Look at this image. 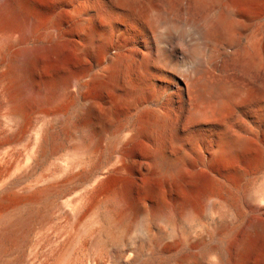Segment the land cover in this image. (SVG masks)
<instances>
[{"label": "rangeland", "instance_id": "obj_1", "mask_svg": "<svg viewBox=\"0 0 264 264\" xmlns=\"http://www.w3.org/2000/svg\"><path fill=\"white\" fill-rule=\"evenodd\" d=\"M134 1L133 14L139 24L136 31L128 26L122 10L113 0H26L32 11L26 16L27 25L22 32L16 26L13 28V40L23 33L24 45L36 53L33 78L43 87V99L40 105L34 104L26 110L20 134L11 131L3 136L8 141L6 148L12 153L7 163L0 166V182L1 178L4 182L17 179L34 164L35 133L46 125L53 128L57 147H48L46 153H39L36 172L25 179L24 185L40 176H47L50 181L63 179L75 153H84L86 157L79 171L93 168L97 157L76 147L87 141L83 137H69L61 128L60 118L64 116L70 123L79 122L77 111L84 108L86 98L103 100V90L93 87L90 81L103 63L100 45L110 39L114 43L111 53L127 51L132 58L124 72L136 82L146 84L149 93L143 104L118 112L119 119L129 127L133 128L142 118L145 109H162L174 121H179L185 147L199 149L202 154L218 141V132L225 126L258 133L264 122V51L256 53L252 44L264 40V0H253L249 10L232 15L233 25L227 39L213 31V19L226 15L224 6L214 0L202 3L199 0ZM74 16L82 19V28L97 31L99 49L96 48L93 54L80 55L77 47L80 26L74 25ZM153 27H156L155 34L165 35L162 47L175 49L170 56L172 68L157 66L158 49ZM202 31L207 41L205 54L194 55L191 48L201 40ZM50 33L55 35L54 40H45V35ZM144 57L150 61L147 76L138 67ZM200 66L202 72L198 71ZM181 74L189 75L191 83H198L194 84L195 89L192 87V96H189ZM68 78L75 79V87H64ZM215 79L236 81L240 88L224 112L228 117L225 122L217 119L213 112L216 98L211 85ZM8 113L7 106L0 107V132L10 128ZM161 140L166 143L169 155L178 154L169 136L164 135ZM141 148L140 140H135L127 151L140 159ZM100 155L101 159L107 157L105 146ZM203 160L198 177L200 187L205 191L219 180V175L229 172L208 158ZM103 171L93 173L85 185L76 182L66 185L64 193L55 202L51 219L43 222L44 211H40L33 223L35 227L23 231L19 244L11 245L7 260L18 259L22 264H210L213 255L202 257L198 244L203 240L202 246L206 247L209 241L201 235V223H207L208 230H212L235 214L248 216L255 203L251 197L264 190L263 154L256 163L248 166V174L238 193L243 195V203L228 202L230 214L227 217L221 215L220 205L215 202L217 197L206 200L201 211L198 201L203 194L198 188L193 192L194 199L189 201L171 194L166 205L169 214L160 218L153 196L156 186L147 181L145 165L131 162L121 170L114 189L107 185L92 195L87 194L90 184ZM15 201L7 195L0 212L11 208ZM144 201L147 202L146 211L136 212L138 223L132 230L118 226L116 217L120 210L138 209ZM187 238H190L189 242ZM128 245L135 247L136 254L130 260L121 259V251ZM246 259L248 264H260L255 254Z\"/></svg>", "mask_w": 264, "mask_h": 264}, {"label": "bare ground", "instance_id": "obj_2", "mask_svg": "<svg viewBox=\"0 0 264 264\" xmlns=\"http://www.w3.org/2000/svg\"><path fill=\"white\" fill-rule=\"evenodd\" d=\"M113 1L122 10V15L128 26L135 31L138 30L139 24L133 14L135 1ZM199 1L202 3L205 0ZM214 1L224 6L226 15L213 19V31L220 38L227 39L233 25L230 18L233 14H240V10H249L253 0ZM30 8L26 0H0V107L7 106L9 108L8 121L10 123V128L7 127L9 129H3L0 132L1 167L7 163L10 153H12L6 148L8 141L3 136H7L11 131L16 135L20 134L26 110L34 104L41 103L43 99V87L35 82V77L33 78L34 54L36 53L33 54L24 45L23 37H21L23 33L17 37V40L15 39L16 41L13 40L15 26L21 32L23 28H26L24 27L27 25L26 16L31 10ZM150 22L155 26L153 20ZM74 25L80 26L77 32V47L80 55L93 54L97 48V31L94 28H82V19L75 16ZM154 28L156 27H153L155 34ZM45 36L47 41L55 38V35L51 33ZM154 37L158 49L157 66L172 68L170 56L175 49L172 51L167 47H162L161 43L164 42L165 35L156 33ZM204 37L205 34L201 35V40L192 46V54L200 56L205 54L207 41ZM13 42L15 43L13 44ZM113 45L111 39L101 43L103 63L90 81L93 87L103 90V100L95 97L86 98L84 108L79 110L80 112L77 111L80 117H78L79 122L70 123L63 118L64 116L60 118L61 128L69 137L80 139L83 137L87 141V144L81 143L76 147L79 150H86L93 158L97 157L93 168L91 167L92 169L86 172L79 171L78 169L83 167L86 157L84 153H75L63 179L50 181L47 176H40L31 184L24 185L25 179L36 172L39 153L42 151L46 153L48 147L56 148L58 144L55 132L50 125L36 131V154L32 158L34 164L13 181L4 182L5 180L3 181L1 178L3 182H0V206L7 200V195L9 198L10 196L14 197L16 201L11 208L0 212V264H22L18 259L7 260V256L11 252V245L19 244L23 231L35 227L33 223L40 211H44L43 222L51 219L52 210L56 207L55 202L64 193L66 185L74 182L85 185L90 181L93 173L102 171V169H104L101 172L102 175H99L90 184L91 189L87 190V194L92 195L107 185L114 189L121 170L131 162L138 161L145 165L147 181H151L156 186L153 196L156 199V214L160 218L169 214L166 205L171 194H177L184 201H189L194 199L193 192L198 188L203 194L198 201L201 211L204 209L206 200L216 199V197L218 199L215 202L220 205L221 215L225 217L230 214V204L233 202L243 203V195H238L239 188L243 185L241 182L248 174V166H252L264 154V122L257 134L251 133L247 129L237 131L233 127L225 126L218 132V141L203 154L194 147L192 149L185 147L186 143L181 138L183 134L178 128L179 121H174L162 109H145L142 118L134 123L133 128L129 127L127 123L119 119L118 112L131 109L136 104H143L148 99L149 93L146 84L136 82L134 78L126 74L127 72H124L123 69L132 59L129 53L122 50L111 53ZM252 47L256 53L260 50L264 51V40L263 42H253ZM138 67L146 73V76L149 75L150 61L148 58L144 57L140 60ZM198 71L202 72L203 67L200 66ZM180 77L184 81L185 87L188 88L189 96H192V87L195 89V85L198 83H191L187 74H181ZM70 85L75 87V79H66L64 87ZM211 86L214 88L216 98V106L213 108L214 115L221 122H225L228 117L224 112H227L230 106L229 101L239 93V85L230 79H215ZM164 135L170 137L171 145L178 153L176 156L168 154L166 143L161 140ZM135 140H140L142 145L140 159L133 157L127 151L128 146ZM104 146L107 157L101 159L100 154ZM206 158L223 167L229 174L219 175V180L204 191V187H200L199 184L198 168ZM22 184L23 186L17 190V187ZM251 200L255 203H252V212H249L248 216L241 217L235 214L228 222L226 221L218 227L213 225L212 230H208L207 223H201V235L208 237L209 241L206 247L202 246L203 240L198 244L202 257L213 255L214 260L210 264H248L246 258L251 254H255L259 263L264 264V190L253 195ZM228 202L231 203L228 204ZM146 206L147 202L144 201L137 207L138 209H118L120 210L116 217L118 226H125L128 230H132L138 223L136 212H139L140 209L146 211ZM188 214L191 215V212L189 211ZM189 239L187 238L186 241L189 242ZM135 254V247L128 245L122 249L120 258L125 257L130 260ZM129 263L125 262V264Z\"/></svg>", "mask_w": 264, "mask_h": 264}]
</instances>
